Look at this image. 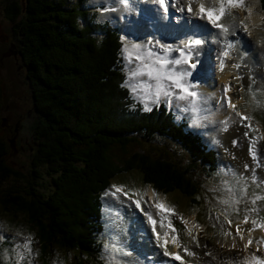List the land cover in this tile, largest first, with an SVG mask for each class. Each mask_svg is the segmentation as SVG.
Wrapping results in <instances>:
<instances>
[{
    "label": "trees",
    "instance_id": "trees-1",
    "mask_svg": "<svg viewBox=\"0 0 264 264\" xmlns=\"http://www.w3.org/2000/svg\"><path fill=\"white\" fill-rule=\"evenodd\" d=\"M87 11L82 2L69 8L64 0L7 3L5 17L12 23L19 20L14 30L17 53L39 114L32 128L36 142L30 176L40 178L44 168L51 188L43 194L36 190L35 180L8 167L4 158L9 144L0 139V189L13 182L1 206L7 213L22 215L36 229L42 252L57 245L98 261L100 198L114 178L137 171L144 184L157 191L190 197L197 182L189 174L213 173L216 152L204 146L199 135L187 131L185 122L177 123L168 110L133 111L130 92L123 87L121 38L118 32L97 25ZM1 110L0 87L2 123ZM138 135L175 142L185 151L187 163L178 167L173 161L153 160L143 153L127 155ZM117 148L125 152L114 160ZM18 182L24 183L20 190Z\"/></svg>",
    "mask_w": 264,
    "mask_h": 264
},
{
    "label": "rangeland",
    "instance_id": "rangeland-1",
    "mask_svg": "<svg viewBox=\"0 0 264 264\" xmlns=\"http://www.w3.org/2000/svg\"><path fill=\"white\" fill-rule=\"evenodd\" d=\"M9 1L10 0H0L1 121L4 120V122H0V139L9 144V142L16 136V151L11 150L12 147L8 145L9 151L4 158L7 166L20 171L31 182H34L35 180L37 182L35 185L36 190L46 194L51 188V178L48 176L47 171L42 168L40 170V178L30 176V157L31 153L34 151L36 142L32 137V128L36 126L35 123L37 119H39V114L34 108L31 86L26 79V71L22 66L20 56L17 53L18 51L16 46L18 44V37L16 34L14 35V32H16L14 30L15 25L18 24L19 20L12 23L5 17V9ZM79 1L80 0H64L65 4L69 6V8L77 7L81 5L82 2V4H84V9L90 11V16L93 20H95L97 25L108 29V31L112 33L118 32L121 38V52L119 55L121 56L120 65L123 69L125 81H128L129 72L131 69L136 67V61L129 64L125 59L123 49L126 46V42L129 44L135 43L152 47L148 44V42L152 41L154 36L157 35L154 33L150 36L141 30L144 25H136L135 27V22L130 19L131 16L122 19L123 21L127 19V21H125V28H123V26H119L121 27L120 29L119 27L114 26L110 17L107 15L111 0L105 1V3H101L102 0H81L80 3ZM258 1L259 6L257 11L259 13H264V8L261 6V0ZM249 2L250 0H246V3L249 4ZM237 11H241V8H236L232 16L226 17L224 21H222L230 25L229 32L224 34L221 30L216 31L218 35L211 41L213 51L217 50V48L221 51L227 37L232 33L235 34L237 30L243 29L240 27L241 20L247 23L250 28L248 32L243 30L245 36L253 45H256L257 48L262 51H257V53L255 52V55L251 54L243 59L241 56H234V59L226 58L225 61L227 68L221 72L220 62H216L218 51H216L215 55L209 60L204 58V55L205 53L213 54V51L208 52L210 47H207L204 51L197 50L201 56L197 58L200 64L199 67L193 71V75L190 78L191 82L197 84L198 80L203 79V77L207 78L208 76L213 78L214 83H217L218 81L216 78L220 74H230V77H228L227 82H221L222 85L219 84L220 87L217 86L218 89L211 93L202 91L201 84H198L196 91L199 93V97L196 103V108L198 109L196 112L191 110L185 111V109L189 107L188 101L177 100L175 98L172 99L171 104L168 103L166 97H161L159 103H152L150 100L147 102L152 111H155L156 113H159L162 110H169L172 112L177 123L181 121L187 123L188 126L186 130H190L195 134H198L201 136L202 140L208 141L207 144H209L210 141L215 142L212 146H210L217 153L215 162H218L219 167H224L226 169V172L222 169L216 170V173L223 174V182L220 181L218 186L214 183L210 184L211 188L216 190L218 194L212 195V190L206 188L208 177L203 170L193 171L192 174H189L193 183L197 182V189L193 188L194 194L191 193L190 197L185 195L183 196L178 192L166 194L162 191H157L152 185L144 184L141 175L137 171L117 176L110 182V187L112 189H107V191L101 195V202L104 205L102 209V224L104 229L100 235L102 251L98 260H100L102 264H105L106 259L109 258V253L106 251L105 245L112 242L114 237L120 242V244L126 246V248L132 252L131 258L141 260L143 261V264H145L148 260L150 261L149 264H158L162 261V264H169L171 262L172 258L165 256L164 249L157 243L151 224L148 222L144 213L149 211L153 213L154 219L158 221L156 226L158 232L161 229L159 226L160 218L156 215L158 209L154 206L157 198L160 202L166 205L174 206L177 215H171L169 218L172 226L177 230L178 242L183 247L184 245H187L188 249L195 253L194 256L186 255L185 257L183 247L180 248V252L176 253H179L184 260L185 258L188 260L190 257H193V261L197 258L201 261V264H207L209 261L206 262L205 260L208 259L203 261L200 259L201 252L206 250L208 251L207 253H211V255L207 256L212 261L220 262L225 259L236 264H247L246 258H250V256H246V252L243 248L241 249L240 247H237L241 238L236 234L237 230H234L233 232L232 229L234 225L240 224L239 222L241 221V218L246 214V209L251 207L249 202L252 201L256 195H264V183H261L264 182V143H261L258 140L256 145V151L260 164V166L257 167L256 163L249 155V139H257L256 134L244 126L240 117L237 116L236 112L228 106L229 103L227 100L236 105V109L239 107L242 110L246 109L254 112V108L256 106L253 117L259 120L263 126L260 125L259 122H254V126L256 129H264V108L258 107L256 100L253 99L252 95L249 96L248 92H246L248 89H253L257 93V99H260L261 97H259V93L264 91V45L259 46L260 41L257 40V38H262L264 40V21L260 25L259 33L253 35L252 31H254L255 27L248 21L247 12L244 9L242 11L244 14H241L242 12L238 14L236 13ZM128 12L134 13L138 16L137 11L131 12L128 10ZM184 13L185 12H183L182 16L187 17ZM233 17H235V19H233ZM209 24L211 23L208 22V25ZM237 26L240 28H237ZM168 34L170 38L171 36L173 37L171 31H169ZM234 38H237V35H234ZM182 42L178 43L179 45L176 43V45L181 46ZM152 48L157 53L164 55L161 49H157L156 47ZM168 55L170 58H176L180 55V53L178 51H172ZM227 59H229L231 63L228 62ZM237 60H242L243 68H245H241L243 77L240 79L235 75L236 69L240 68V66L233 67L235 64L239 65ZM211 64L213 65L212 67ZM210 67L211 70H209ZM145 79L146 77H139L129 81V86H124L125 81L123 83V87L130 92L131 99L133 101L132 109L135 112L150 113V111L145 110V101L141 98V93H134L131 90V84ZM214 83L212 85H215ZM225 94L227 99L224 100L222 97L218 98V96L222 95L226 98L224 96ZM224 102L227 105H224ZM215 106H218V108H214ZM230 108L231 110H229ZM225 121H228L227 130H225ZM15 129L17 130L16 134L14 132ZM246 132L249 133L248 137L245 136ZM138 136V142L132 143L127 148V155H131L133 153H143L153 160L164 159L173 161L178 167L184 166L187 163L185 151L175 142L161 136H155L150 140H145L142 135ZM233 141H237L238 143L234 144ZM121 152L122 150L118 148L114 149L112 154L114 160L121 157L125 151ZM245 165L248 166L247 169L245 168ZM183 168L181 167L180 170L182 171ZM253 170H255L254 174L257 177L256 183H253L251 180ZM240 176H243L247 181L246 195L240 192V187L243 182L237 183V178ZM193 177H195L196 180L193 179ZM18 185L16 188L17 190H20L19 187L22 188L24 183L18 182ZM121 185H123L125 191L128 192L127 197L133 196V198H127L128 201L132 202V200L135 201L139 199L141 200V205L143 203L144 209L146 210L143 212L141 210L142 206L140 208H136V216L139 219L142 217L145 222L144 226L141 223L145 239H136L137 243L135 245H128L124 243L122 239H124L125 236L120 237L119 235L121 231L120 224L123 220L122 218L124 215L126 216L129 214H121L122 208L125 206L123 208V211H125L128 204H124L125 198H123L124 200L119 199L118 195L122 193H117L115 196L110 193L115 191L113 186ZM13 186L15 185H13V182L9 180V182L2 185L0 189V237H3V239H0V264H15L18 259V253L22 251V249L18 246L25 244L27 242L26 238L28 237L32 240V255L27 256V260L32 261V264H101L95 259H87L85 256L79 255L76 252L65 251L57 245H52L46 252H42L40 244L39 248L37 245L35 246L37 242H34L33 239L36 236V229L33 228V226L30 225L22 215L7 213L1 206V203L5 198V194L9 189L13 188ZM229 188H231L232 191H229ZM133 193L136 194L133 195ZM234 199H239L241 201L235 207L238 208L239 211L244 210L240 219L237 217V211H234L232 207H229V205L222 203V201H229V204H231ZM256 204L259 207L264 205V201H257ZM133 205L136 204L134 203ZM262 214L264 215V212H262ZM181 217H183V220L187 221V224L181 221ZM139 219H136L137 221L135 222L137 223V226L129 222V224H131L129 227L131 235H134V228H138ZM114 220L116 221V225L113 224V227H111L110 223H114ZM229 220L232 221L231 224L228 223ZM226 228H230V230H227ZM228 232H231V235H226ZM172 235L173 234L170 233L171 237ZM194 236L196 237V240L199 241V246H197L196 240H193ZM251 236L252 238L256 236V238L260 239L261 237H264V232H255ZM171 237H169V239ZM243 237L247 240L245 232H243ZM161 243H163V241H161ZM174 244L175 243L173 242L172 244L167 243V249L169 252L174 253L177 250V247L174 246ZM233 245H235V247H233ZM257 246L258 245L253 242L250 247L246 248V251L250 253V255H260V251L255 253V250L257 251L258 247L259 249L261 247V245ZM133 247L135 249H133ZM133 251L134 253L135 251H142V254L136 255ZM156 254L158 255L157 257H155ZM153 256L156 260H162L156 262L154 259H149V257L153 258ZM94 260L97 263H95ZM190 261L191 260L187 263H190Z\"/></svg>",
    "mask_w": 264,
    "mask_h": 264
},
{
    "label": "snow or ice",
    "instance_id": "snow-or-ice-1",
    "mask_svg": "<svg viewBox=\"0 0 264 264\" xmlns=\"http://www.w3.org/2000/svg\"><path fill=\"white\" fill-rule=\"evenodd\" d=\"M158 4L161 5L164 12H168V3L167 0H156ZM121 3L128 5V0H121ZM179 3V0H175L173 3V7ZM236 8H243L247 12L248 17L252 16V7L246 0H218V6L213 4L210 7H206L205 4L200 3L198 5V12L193 13L194 15H200L201 18H207L209 23L212 24L213 27L220 29L222 33L227 34L229 32L230 25L222 22L226 17L232 16V10ZM183 11L184 9H179ZM187 11L192 13V0H188ZM235 19V17H233ZM264 19V17H262ZM240 27L243 28L245 32H248L249 25L245 23L243 20L240 21ZM206 42L204 36L194 31L192 36H189L188 39L182 42L181 46L177 48H173L171 45H163L160 44L159 40L155 41V47L161 49L164 55L157 53L153 50L152 47H147L145 45L135 44V43H127L124 47L123 51L125 53V59L131 64L133 61H136V67L131 69L129 72V80L125 81L124 86H129V81L137 79L139 77H146L145 80L138 81L137 83L131 84V90L134 93H141V98L145 101V110L151 111V107L148 105V101L150 100L152 103H159L161 97H166L168 103L171 104L173 98L182 101H188L189 107L185 109V111H193L196 112L198 109L196 108L197 99L199 97V93L196 91L198 85L191 82L190 78L193 75V71L197 68L199 64V60L197 57L199 56V52L197 49L204 45ZM149 45H152L153 42L149 41ZM227 49H231L234 45L229 42L225 46ZM172 51H178L180 55L176 58H170L168 54ZM227 51H222L220 56V70L223 71L225 67V58L228 56ZM186 66V67H185ZM233 67H239L238 64L233 65ZM178 90V91H177ZM227 91V87H226ZM249 91L252 93L253 99L256 100L257 106L260 108H264V91L259 93L260 99H257V93L252 92L251 89ZM229 107H231L234 111L236 109V105L232 104L229 101ZM237 116L241 117V122L244 120L251 121L252 117L244 116L240 112H236ZM225 130H227L228 121H225ZM248 127L251 131L255 132L258 129L252 128L251 124L244 125ZM249 133L246 132L245 136L248 137ZM234 144L238 143L237 141H233ZM258 143V138L249 139V155L256 163V166L259 167V157L256 151V145ZM247 165L245 168L247 169ZM255 170H253V175L251 180L253 183H256L257 177L255 176ZM243 182L240 187V192L246 195L247 181L243 176L237 178V183ZM264 183V182H261ZM115 191L110 193L115 196L117 193H124V195H128V192L125 191L124 186H113ZM232 191L231 188L228 189ZM136 193H133L135 195ZM257 201H264V195H256L254 199L251 201L253 205L256 204ZM137 208L141 207V200L134 201ZM241 201L239 199H234L231 204L229 201H222V203L229 205L232 207L234 211H239L235 206L238 205ZM154 206L158 209L156 215L159 216V226L161 228V232H157L156 226L158 221L154 219L152 212H145L148 222L152 226V231L156 235L157 243L161 248L164 249V255L169 256L172 259L178 260L181 264H184L183 258L179 253L169 252L167 249L168 237L170 233H172V242L175 243L177 248H182L183 246L178 242V236L175 235L176 229L172 226L170 216L177 215L175 212L174 206L166 205L157 198ZM143 211V209H141ZM260 210L253 207L246 209V214L243 219V223H251L252 228L248 230L249 239L248 244L245 245L247 248L251 245L254 240L251 236V233L256 231L257 229H264V216L257 215L256 218H252L251 213L259 212ZM227 218V214H226ZM181 221L187 224L186 220H183L181 217ZM167 222V223H165ZM229 224L232 223L231 220L228 221ZM236 234L243 239V231L237 225ZM226 235H231V232L226 233ZM3 239V237H0ZM27 242L23 245L18 246L22 249L21 252L18 253V259L15 264H32V261L27 260V256L32 255L31 243L32 240L30 237L26 238ZM193 240H196V237H193ZM163 241V243H161ZM197 246H199V241L196 240ZM255 243L259 245H264V237H261L259 240H256ZM235 247V245H233ZM106 251L109 253V258L106 259L105 264H143V261L138 260L132 257V252L129 251L126 246L120 244V242L114 237L113 241L108 245H105ZM259 251V247L257 249ZM183 252L187 256H194L195 253L190 251L187 247H183ZM207 255H211V253H206ZM123 258H131V259H123ZM247 264H264V257L252 254L250 258H246Z\"/></svg>",
    "mask_w": 264,
    "mask_h": 264
},
{
    "label": "bare ground",
    "instance_id": "bare-ground-1",
    "mask_svg": "<svg viewBox=\"0 0 264 264\" xmlns=\"http://www.w3.org/2000/svg\"><path fill=\"white\" fill-rule=\"evenodd\" d=\"M105 1H108V0H102L101 3H105ZM200 3L205 4L206 7H210L213 4L218 5V0H192V8H193V12L192 13L187 11L188 0H179V3L176 4V7L178 9H180L179 5L180 6L184 5V7H186V9L183 12H185L184 15H187V17H188L187 18L186 16H182L183 12H181L179 10V12H180L179 20L182 19L184 22H188V23H192V24L202 23L201 16L193 14L195 12H198V5ZM145 4H146V7H145ZM249 5H251L253 11H252V16L250 18L248 17V21L250 22L251 25H253L255 27L254 31H252V33L254 35L256 33H259V31H260V25L264 21V19H262V17H264V15H262V14H264V13H259L257 11V8L259 6V1L258 0H250ZM108 9H109V11L108 12L106 11L107 15L110 17V20L112 21V24L114 26H116V27L123 26V28H125L126 27L125 21H127V19H125L124 21L122 19L126 18L128 16H131L130 19H132L131 21L135 22V27H136V25H144V27H142L141 30H143L144 32H146L150 36H152V34H154V33L157 35V33L155 32L156 28L161 29L159 32H161L163 30L166 31L168 39L170 38V36L168 34L169 31H171V34L175 33V30H174L175 26L168 24L164 20V19H167L165 16H162V18L159 17V8L156 6V0H146L144 3L141 0H128V5L127 6L125 4H123V3H121V0H111L110 6H109ZM128 10L131 11V12L132 11L133 12L137 11L138 16L136 14H134V13H129ZM243 10L244 9L241 8V11H239V12L237 11L236 13L239 14ZM234 12H235V9H233L232 14H234ZM241 14H244V13L242 12ZM204 19L206 21H208L207 18H204ZM119 28L121 29V27H119ZM175 29H177V28H175ZM193 30H195V28H192L191 26H187V27L184 26L181 31H178V35H179V38H182L183 36H185V38L181 39L180 41H176V43L177 44L181 43L182 40L185 41L187 37L192 36L193 34H190V33H193ZM249 30H250V28H249ZM235 33L237 35V38H234V35H230L224 41V46L227 43L231 42L234 45V47L231 48V49H227V48L223 47L222 48L223 50L221 49V51H219L220 54L222 53V51H227L229 54H228V56L226 58L234 59V56H241V58H243L244 52H249L250 55L251 54L255 55L257 53V51H262V50L258 49L256 45H253L250 42V40L243 33V29L242 30L239 29ZM171 38H172V36H171ZM256 38H257V36H256ZM257 40L260 41V45L259 46H261V45L263 46L264 45V40L262 38L261 39L257 38ZM250 46H252L253 49ZM197 50L198 51H204V50H206V48L203 47V46H200ZM240 51H241V53H240ZM208 52H210V51H208ZM260 55H261V53H260ZM211 57H213V54L205 53V55H204V58H207L209 60H210ZM226 68H227V64H226V61H225V67H224L223 71ZM223 71H221V72H223ZM228 77H230V74H227V75L226 74H220L217 78L215 77L216 80L218 81L217 83H214L213 78H211V77H208V76H207V78L203 77V79H200L197 82V85L201 84V90L202 91L211 93V92H214L215 90L218 89L217 86L220 87L219 84H221V82H227L228 81ZM213 83L215 85H212ZM224 96L227 98L226 94ZM227 102L229 103L228 100H227ZM12 150H14V149H12ZM127 198L130 199V198H133V197L130 196V197H127ZM127 198H125L124 203L128 204V206H126V209H125V211H123V213H129V214H127L123 218V220H122V222L120 224L121 231H120L119 235H120V237H124L125 236L124 239L121 238L124 243H126L128 245H135L137 243L136 239H138V240H142L143 238L145 239V235H144V231H143L144 220H143L142 217H141V219H139L136 216L137 215V213H136V208L137 207H136V205H133L135 203L134 200H132V202H130V201H128ZM141 206H142L141 209H143V212L146 211L144 209V207H143L144 205H141ZM136 219H139L138 228H134V235H131L130 232H129V227H130L131 224H135V226H137V223H135L137 221ZM129 222L131 224H129ZM141 223L143 224V226L141 225ZM168 243L172 244V239L171 238L169 239V237H168ZM246 244H248V241L243 238V239L240 240V242H239L237 247H240L241 249L243 248L244 251L246 252V256H250L251 257L250 253H248L246 251V248H245ZM251 245H249L248 247H250ZM167 247H168V245H167ZM135 248H136V246H135ZM135 248L133 247V249H135ZM177 250H178V248H177ZM259 250L262 251V254H263V257H264V245H261ZM133 253H134V251H133ZM134 254H136V255L142 254V251H137V252L135 251ZM157 256L158 255L156 254L155 257H157ZM185 257H186V255H185ZM192 259H193V257H191L190 263H186V264H193V262H194V264H201V261H199L197 258L194 259V261ZM154 260H156V258ZM205 261L207 262L208 260H205ZM149 263H150L149 260L147 262H145V264H149Z\"/></svg>",
    "mask_w": 264,
    "mask_h": 264
},
{
    "label": "water",
    "instance_id": "water-1",
    "mask_svg": "<svg viewBox=\"0 0 264 264\" xmlns=\"http://www.w3.org/2000/svg\"><path fill=\"white\" fill-rule=\"evenodd\" d=\"M4 122V120H2ZM17 133V130H15V134ZM16 137V136H15ZM15 137L12 141L9 142V145L12 147V149L14 148V141H15Z\"/></svg>",
    "mask_w": 264,
    "mask_h": 264
}]
</instances>
